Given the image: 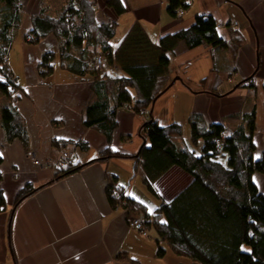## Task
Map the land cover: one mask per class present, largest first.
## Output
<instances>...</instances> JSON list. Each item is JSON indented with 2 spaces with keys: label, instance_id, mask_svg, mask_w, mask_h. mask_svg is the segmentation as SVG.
I'll list each match as a JSON object with an SVG mask.
<instances>
[{
  "label": "crops",
  "instance_id": "crops-1",
  "mask_svg": "<svg viewBox=\"0 0 264 264\" xmlns=\"http://www.w3.org/2000/svg\"><path fill=\"white\" fill-rule=\"evenodd\" d=\"M66 1L20 0L24 18L7 65L16 86L11 102L24 122L29 141L27 150L19 141L7 143L0 127V189L7 201L6 212L0 215V264H196L174 255L153 229L143 237L130 228L133 220L140 219L139 213L113 210L107 200L108 181L115 180L126 188L129 199L151 213L162 199H172L191 181L172 169L157 183L161 198L147 191L141 167L132 159L148 145L142 133L146 116L117 110V126L110 138L85 127L83 115L94 99L92 77L61 67L60 45L53 36L37 44L25 40L34 17L54 18ZM106 1L95 0L93 9L99 24H117L114 47L135 26L155 44L165 35L191 27L196 16H212L229 47L186 50L180 45L168 68V80H178L146 115L163 127L177 124L176 99L181 96L185 103L189 101L177 125H187L188 130L180 125L178 145L190 149V114H201L207 124L232 130L254 108L257 130L253 139L259 152L255 155L264 152V0H192L190 9L178 19L168 15L167 0H123L126 12L118 17L106 7ZM236 43L240 45L233 50ZM48 54L53 57L44 63ZM104 71L110 75L120 72L106 67ZM251 77L256 92L237 88ZM3 105L0 96V109ZM196 147L201 148L202 143ZM106 150L131 158L99 160ZM63 153L84 167L54 180ZM254 183L264 194V177L255 176ZM29 184L37 191L11 213L18 193ZM159 248L165 250L162 258L157 255Z\"/></svg>",
  "mask_w": 264,
  "mask_h": 264
},
{
  "label": "trees",
  "instance_id": "trees-1",
  "mask_svg": "<svg viewBox=\"0 0 264 264\" xmlns=\"http://www.w3.org/2000/svg\"><path fill=\"white\" fill-rule=\"evenodd\" d=\"M191 2L167 0L168 15L173 19L181 18L190 9ZM94 6L95 0H67L56 17H34L25 40L30 36L32 41L28 43L37 44L53 36L60 45L61 67L80 76L92 77L94 99L83 115L85 127L99 130L110 138L117 126V110L126 109L146 116L142 133L148 145H143L132 159L139 163L143 184L150 194L161 198L157 183L172 169H178L191 180L172 199H162L159 208L151 213L129 199L126 188L109 180L105 192L109 205L113 210L138 212L143 216L140 219L147 233L153 229L174 255L196 264H264V194L254 183L255 176L264 177V152L255 155V109L241 117L234 131L221 124H207L201 114H190V140L194 146L202 143L200 155L179 147L180 125L163 127L146 115L171 84L168 68L171 56L180 45L186 50L201 46L229 47L218 34L215 19L208 15L196 16L191 27L165 35L155 44L140 26H135L114 47L112 41L117 24L113 21L99 24ZM106 7L116 17L126 12L123 0H107ZM23 18L20 0H0V95L5 104L0 109V127L7 143L19 141L27 150L29 137L11 102L15 81L5 65ZM239 45L232 44L233 50ZM52 57L46 55L44 63ZM99 58L100 65H97ZM105 67L120 72L110 75L104 71ZM239 88L257 91L253 77L242 82ZM99 157V160L131 158L111 150ZM60 161L65 164L56 169L54 180L84 167L75 163V159L67 160L62 156ZM2 180L0 173V184ZM36 191L30 184L20 190L11 213ZM6 209L7 201L0 189V215ZM157 255L164 257L165 250L159 248Z\"/></svg>",
  "mask_w": 264,
  "mask_h": 264
},
{
  "label": "rangeland",
  "instance_id": "rangeland-1",
  "mask_svg": "<svg viewBox=\"0 0 264 264\" xmlns=\"http://www.w3.org/2000/svg\"><path fill=\"white\" fill-rule=\"evenodd\" d=\"M19 32V31H18ZM18 32L16 33V34H18ZM14 42V41H13ZM174 81V79L171 81V83ZM242 83H240L239 85H238V87L237 88H239L240 87V85H241ZM242 87V86H241ZM0 96H2V95H0ZM183 97H181L180 96V98L179 99H176V101H175V106L177 107V110H176V123L177 124H179L180 122H179V120L182 118V113L181 112H184V111H186L187 110V105L186 104H190V102L188 101V103H185V101L182 99ZM251 101H254L255 100V98H251L250 99ZM4 102V101H3ZM190 108V107H189ZM250 112V111H249ZM165 115H167V112H165ZM238 123H236L235 125H233V129H232V131H234L237 127H238V125H237ZM181 125V124H180ZM183 128H185L186 130H188V128H187V125H181ZM235 127V128H234ZM230 130V129H229ZM190 150L191 151H194L195 152V154L196 155H200V152H201V148L199 147V148H197L196 146H191V148H190ZM258 150L259 151H261V149L260 148H258ZM257 153H259L258 151H257ZM3 181V180H2ZM2 183V182H1ZM166 183H167V181H166ZM138 186H139V189H140V187H141V185H140V183L138 184ZM139 216L141 217V218H143V216H141L140 214H139Z\"/></svg>",
  "mask_w": 264,
  "mask_h": 264
},
{
  "label": "built area",
  "instance_id": "built-area-1",
  "mask_svg": "<svg viewBox=\"0 0 264 264\" xmlns=\"http://www.w3.org/2000/svg\"><path fill=\"white\" fill-rule=\"evenodd\" d=\"M180 15H182V13H180ZM26 40H27V42H31L32 38L30 36H28L26 38ZM96 63H97V65H100V58L97 60ZM5 65H6V68H7V72H10V68L7 65V61L5 62ZM219 151H221L220 147H219ZM63 157L65 159H67V160H70L69 157L66 154H64ZM63 165H64V163L62 161H60V162L57 163L56 167L57 168H61ZM130 228L134 229L137 232L142 233V235H144V236L147 235V232H146L145 227H144V222L141 219L133 220L130 223Z\"/></svg>",
  "mask_w": 264,
  "mask_h": 264
},
{
  "label": "water",
  "instance_id": "water-1",
  "mask_svg": "<svg viewBox=\"0 0 264 264\" xmlns=\"http://www.w3.org/2000/svg\"><path fill=\"white\" fill-rule=\"evenodd\" d=\"M176 80H178V78H176V79H175V80H174V81L168 86V88H169L170 86H172V85L175 83ZM168 88H167V89H168ZM167 89H166V90H167Z\"/></svg>",
  "mask_w": 264,
  "mask_h": 264
}]
</instances>
